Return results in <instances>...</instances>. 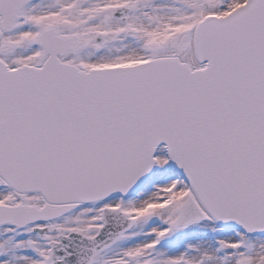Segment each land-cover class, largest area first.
I'll list each match as a JSON object with an SVG mask.
<instances>
[{
	"label": "snow or ice",
	"instance_id": "6c2138e0",
	"mask_svg": "<svg viewBox=\"0 0 264 264\" xmlns=\"http://www.w3.org/2000/svg\"><path fill=\"white\" fill-rule=\"evenodd\" d=\"M0 264H264V0H0Z\"/></svg>",
	"mask_w": 264,
	"mask_h": 264
}]
</instances>
